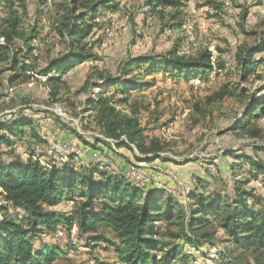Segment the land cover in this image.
I'll return each mask as SVG.
<instances>
[{
  "label": "rangeland",
  "instance_id": "rangeland-1",
  "mask_svg": "<svg viewBox=\"0 0 264 264\" xmlns=\"http://www.w3.org/2000/svg\"><path fill=\"white\" fill-rule=\"evenodd\" d=\"M63 1L25 0L27 17L24 29L37 35L29 51L22 43L16 45L20 49L22 64L44 68L51 57L67 52L55 32L56 22L62 17L60 6ZM147 1L116 0L115 10L103 9L95 20L89 16L87 21L94 27L84 43L98 56V60L77 64L69 73L63 74L70 89L68 92L61 89L57 98H53L51 91L44 86L45 80L37 75L38 70L28 71L12 86L7 84L9 73L0 76L3 80V86H0L3 98L0 102L3 104L0 123L10 121L12 116L20 113L35 120L36 131L42 139V143H28L30 130L27 129V136L12 150L6 147L0 149V160L9 163L19 156L23 161L37 159L47 167L59 169L65 163L59 160V154L51 150V145L57 143L68 158L74 155L71 162L73 169L98 166L105 172L127 179L146 193L153 189L164 191L166 196L162 200L174 196L188 214L191 204L187 195L192 185L196 186L195 178L203 179L201 193L217 195L230 203L236 196L235 181H242L245 183L243 188L256 196L248 198L250 205L256 210L262 208L263 201L259 199H264V175L252 179L248 173L250 166L240 167V163L242 156H249L264 164V152L255 150V145L264 147V139L255 141L233 129L236 121L244 117L242 113L247 109L245 99L242 102L240 97L227 98L212 105H208L207 99L226 83H233L240 90L246 89L258 99L264 98V64L256 71L260 79L252 76L242 82L235 61L240 45L255 46L264 35V0H185V17L181 27L163 24L146 6ZM9 2L0 0V25L8 15ZM245 12L247 17L243 19ZM177 44L179 54L185 51L188 54L183 56L186 57L208 49L213 55L212 61H223L227 70L211 74L208 80L197 77L184 81L162 73L148 76L144 68H134L132 75L140 74L142 81L149 83L150 87L133 92L129 104L141 103L148 107V111L141 113L140 123L148 143L152 139L162 142L164 151L160 159L140 162L137 159L142 156L136 150L133 152L98 143L103 136L95 128L94 121L88 119L86 101L98 99L102 93L114 95L116 100L123 95L117 92V88H111L106 93L105 81H101L96 73L118 77L124 62L144 57L161 61V56ZM256 59L264 60V53L256 55ZM7 67L9 64L4 63L0 69ZM89 76H94V86L85 91L83 87ZM120 109L127 107L120 106ZM254 121L264 131V115L259 114ZM130 167H135L140 179L129 175ZM95 177L101 180L100 175ZM3 205L9 206V214L13 218H26L23 211L14 209L12 204L0 197V209ZM73 208V202L65 201L54 209L70 215ZM2 220L0 212V223ZM210 221L215 225L213 243L199 241L194 245L186 237L175 240L181 246V253L174 264H225L232 261L229 255L230 238L219 226L218 220L211 218ZM156 225L162 233L169 229L164 221ZM179 229L173 226L171 231L179 232ZM58 231L64 236L42 235L34 244L36 250L50 244L60 247L63 252L57 264H124L114 247L117 245L114 234L107 228L100 227L95 234L107 240L93 242L91 246L87 241L89 235L81 236L77 226L70 233L66 228ZM164 240L172 242L173 239L165 236ZM155 254L162 255L161 252ZM236 255H239L238 251ZM245 263H254L250 251H245Z\"/></svg>",
  "mask_w": 264,
  "mask_h": 264
},
{
  "label": "trees",
  "instance_id": "trees-1",
  "mask_svg": "<svg viewBox=\"0 0 264 264\" xmlns=\"http://www.w3.org/2000/svg\"><path fill=\"white\" fill-rule=\"evenodd\" d=\"M10 1L8 15L0 25V68L4 63H8L9 67L0 69V76L9 73L7 84L12 86L28 71L38 70L37 75L44 78V86L51 91L53 98L59 96L61 89L68 92L69 84L63 74L69 73L77 64L98 60V56L84 43L94 27L87 19L92 16L95 20L103 9L115 10L116 0L63 1L60 6L62 17L56 22L55 32L66 47L67 54L58 53L51 57L44 68L20 62V49L16 45L22 43L29 51L37 33L32 31L29 34L24 29L27 17L25 0ZM185 5V0H148L146 3L163 24L176 27H181L184 22ZM246 17L247 12L243 14V19ZM263 53L264 35L255 46L242 44L237 48L236 69L242 82L252 76L261 78L256 75V71L264 64V60H257L256 55ZM184 54L188 53L184 51L179 54L177 44L169 53L161 56V61L144 57L124 62L118 77L96 73L101 81H105L106 93L111 88H117V92L123 95L116 100L114 95L102 93L98 99L86 101L88 119L94 121L95 128L103 136L98 143L119 149L127 148L133 152L136 150L142 156L139 159L135 155L140 162L160 159L164 151L162 142L152 139L148 143L140 123L141 113L148 111V107L141 103L129 104L133 92L146 89L150 84L142 81L140 74L132 73L137 67L144 68L148 76L162 73L190 81L197 77L208 80L211 74L227 70L223 61H212L213 55L208 49L192 57ZM94 76L86 79L83 90L87 91L94 86ZM2 84L3 80L0 79V86ZM236 97H240L242 102L245 99L247 109L233 129L255 141L264 139V131L254 121L259 114L264 115V98L258 99L246 89L240 90L239 86L226 83L208 97L207 103L212 105ZM2 99L0 96V102ZM2 106L0 104V112ZM120 106L127 109L122 110ZM26 108L32 110L31 107ZM51 115L57 119L54 113ZM27 129L30 130L28 143H42L35 120L19 113L12 116V120L0 123V149L6 147L12 150L27 136ZM255 147L256 151L264 152V147ZM241 158L243 161L240 167L249 165L248 173L252 179L264 175V164L261 161H255L249 156ZM69 160L59 169L47 167L37 159L23 161L19 156L9 163L0 160V197L12 204L14 209L26 214L24 220H18L9 214V206L1 207L0 264H57L62 249L50 244L36 250L35 240L42 235L56 234L60 228H66L70 233L74 226H77L81 236L89 235V246L93 242L106 241L103 236L95 234L100 227L107 228L114 234L117 242L114 247L124 264H174L181 253V246L175 240L186 237L194 245L199 241L213 243L215 225L211 224V218L218 220L219 226L230 238L229 255L232 261L225 264H232L233 261V264H246L245 251L251 252L254 258L252 264H264V199H259L263 201L262 208H253L248 198L255 195L243 188L245 183L242 181H235L236 196L230 203L217 195L201 193L203 179L195 178L197 186L187 195L191 204L188 214L174 196L162 200L166 196L164 191L153 189L146 193L127 179L105 172L98 166L75 170L71 164L74 155ZM96 175H100L101 180H97ZM65 201L74 203L70 215L54 209ZM160 221L169 226L165 233L156 225ZM173 226L180 227L179 232H172ZM165 236H170L174 241L166 242ZM237 251L239 255L235 256ZM156 252L162 255H156Z\"/></svg>",
  "mask_w": 264,
  "mask_h": 264
},
{
  "label": "built area",
  "instance_id": "built-area-1",
  "mask_svg": "<svg viewBox=\"0 0 264 264\" xmlns=\"http://www.w3.org/2000/svg\"><path fill=\"white\" fill-rule=\"evenodd\" d=\"M214 64V63H213ZM51 150L52 151H54V152H56L57 154H59L60 155V158H59V160L61 161V162H64V163H66L67 161H69V158H68V155H66L65 153H64V149L63 148H61L60 147V145L59 144H57V143H53L52 145H51ZM75 160L77 161L78 160V158L76 159L75 158ZM42 162V161H41ZM43 163V162H42ZM44 165V164H43ZM136 169H135V167H130V170H129V175L130 176H132L133 177V179H140V174L136 171ZM194 183H195V185L197 186V181L195 180L194 181ZM195 186V187H196ZM192 189L194 188V185H192V187H191ZM192 189H189V190H192ZM190 192V191H189ZM62 235V236H64V234H63V232H61V231H58L57 233H56V235Z\"/></svg>",
  "mask_w": 264,
  "mask_h": 264
},
{
  "label": "bare ground",
  "instance_id": "bare-ground-1",
  "mask_svg": "<svg viewBox=\"0 0 264 264\" xmlns=\"http://www.w3.org/2000/svg\"><path fill=\"white\" fill-rule=\"evenodd\" d=\"M195 46H197V45H195Z\"/></svg>",
  "mask_w": 264,
  "mask_h": 264
}]
</instances>
